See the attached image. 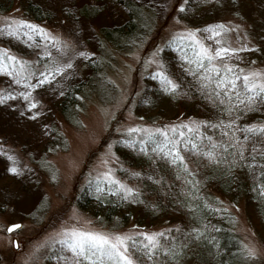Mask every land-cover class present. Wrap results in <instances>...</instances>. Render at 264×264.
<instances>
[{
  "label": "rangeland",
  "instance_id": "1",
  "mask_svg": "<svg viewBox=\"0 0 264 264\" xmlns=\"http://www.w3.org/2000/svg\"><path fill=\"white\" fill-rule=\"evenodd\" d=\"M38 1L50 16L35 19L25 0L0 7V113L26 120L17 133L0 127V264H52L57 250L67 264H140L128 248L131 239L141 235L156 245L172 223H105L82 209L76 196L93 178L115 183L126 194L140 189L138 180L119 173L123 163L115 144L121 138L154 140L159 134L177 149L181 137L201 134L205 119L182 109L152 119L136 113L149 80L167 77L161 53L171 39L188 42L212 65L264 87V57L246 61L254 47H264V0H211L194 24L181 12L187 0H134L150 10L148 26L121 47L100 29L119 22L116 13L91 19L78 13L93 0ZM61 4L72 13L65 15ZM33 76L51 80L50 86L70 77L89 82L74 118L51 105L53 86L41 94L34 89ZM250 126L263 128L264 118ZM51 129L55 138L45 145ZM194 180L201 189V178ZM203 182V192L231 215L242 264H264V241L246 215L242 194L228 199ZM18 222L20 228L8 231Z\"/></svg>",
  "mask_w": 264,
  "mask_h": 264
},
{
  "label": "trees",
  "instance_id": "2",
  "mask_svg": "<svg viewBox=\"0 0 264 264\" xmlns=\"http://www.w3.org/2000/svg\"><path fill=\"white\" fill-rule=\"evenodd\" d=\"M93 1L92 6H80L78 13L90 19L108 11L116 13L119 22L100 25L102 36L115 47L145 33L146 16L151 12L143 5L134 0ZM12 2L0 0L1 9ZM211 4V0H187L181 12L194 24ZM25 9L35 19L52 12L38 0H25ZM59 9L65 15L72 13L67 4ZM161 55L167 77L149 80L136 104V113L152 119L174 116L182 109L186 115L205 119L201 134L191 132L181 137L177 149L169 139V145L162 143L159 134L154 140L121 138L115 144L123 163L119 173L138 180L140 189L126 194L115 183L93 178L78 193L76 202L105 223L116 220L126 225L134 221L140 227L172 223L159 234L156 245L141 235L131 239L128 248L140 264H242L238 237L229 223L231 215L203 192V180L228 199L242 194L246 215L264 241V127L250 126L264 118V87L250 85L241 73L212 65L186 41L171 39ZM263 57L264 47L259 45L246 61ZM31 79L40 94L53 86L51 80ZM88 85L86 80L70 77L55 83L47 97L59 113L71 119ZM25 122L9 112L0 113L2 129L17 133ZM54 135L56 131L51 129L45 145ZM199 177L202 187L196 189L199 184L194 179ZM53 256L52 264H67L61 260L60 250Z\"/></svg>",
  "mask_w": 264,
  "mask_h": 264
},
{
  "label": "water",
  "instance_id": "3",
  "mask_svg": "<svg viewBox=\"0 0 264 264\" xmlns=\"http://www.w3.org/2000/svg\"><path fill=\"white\" fill-rule=\"evenodd\" d=\"M21 226H22V223H21V222L11 224V225H9V227H8V231H15V230H17L18 228H20Z\"/></svg>",
  "mask_w": 264,
  "mask_h": 264
}]
</instances>
